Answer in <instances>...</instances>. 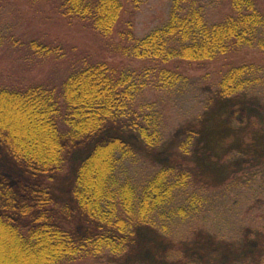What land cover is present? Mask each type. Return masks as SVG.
<instances>
[{
	"label": "trees",
	"instance_id": "16d2710c",
	"mask_svg": "<svg viewBox=\"0 0 264 264\" xmlns=\"http://www.w3.org/2000/svg\"><path fill=\"white\" fill-rule=\"evenodd\" d=\"M28 1L52 4L61 17L82 22L96 44L156 65L135 75L78 53L65 65L62 47L24 40L19 49L28 59H53L59 70L47 82L0 83V148L29 176L27 183L0 171V264H13L3 239L18 264H147L144 253L156 264H264V165L220 183L189 160L215 102L251 97L264 107V66L243 58L264 53V0H172L167 20L144 37L128 34L127 46L112 43L124 0ZM218 60V74L176 70L183 61ZM125 131L141 139L146 155ZM171 142L174 162L149 159ZM83 150L73 210L56 211L40 181ZM71 213L79 230L67 222Z\"/></svg>",
	"mask_w": 264,
	"mask_h": 264
},
{
	"label": "rangeland",
	"instance_id": "374dc122",
	"mask_svg": "<svg viewBox=\"0 0 264 264\" xmlns=\"http://www.w3.org/2000/svg\"><path fill=\"white\" fill-rule=\"evenodd\" d=\"M171 1L124 0V9L115 26L113 45L127 46L125 41L128 34L141 38L160 27L167 20ZM224 7L225 2L223 1L220 10ZM218 10L219 5H212L210 11L217 15ZM29 39L62 47L66 54L65 65L70 62L74 53H78L84 57L83 59L96 55L102 58L108 66L124 67L131 72L136 71L135 75H144L145 71L150 70L149 67L156 65L151 61L138 60L121 52H113L112 48L108 50L107 43H103L101 40L96 44L92 32L82 22L76 19L69 21L61 17L52 4L24 0L19 1L18 5L14 4L13 0H0V83L7 84L17 79L24 83L31 79L47 82L58 75L59 69L54 65L53 59L43 58L44 56L28 59L25 52L19 49L20 46L23 49L27 43L24 40ZM243 54L244 60L249 63L264 66V53L246 51ZM177 65L178 72L188 77L197 78L206 74L213 75L215 72L218 74L221 60L208 64L183 61ZM174 66L177 67L170 63L166 67L172 69ZM145 97L155 100L152 92L146 93ZM243 118H246V125H238V122L240 123ZM121 136L135 150L145 154L141 147L142 141L135 133L129 134L125 131V134ZM176 145L175 142H171L158 151L150 152L149 159L159 164L174 162L177 153ZM87 152L83 150L73 154L67 168L55 175L50 174L48 180L40 181L50 187L56 211L61 207H69L67 209L73 210L72 183L77 165L87 155ZM181 157L187 159L189 156ZM189 160L194 164L192 168H195L200 174L211 176L220 183L231 177H240L244 173L256 172L261 169L264 165V107L260 101L248 97L241 100V104H239V100L215 102L201 122L199 136L192 147ZM19 166L5 150L0 148V171L28 183L29 176L27 177L26 173L23 174V170ZM62 217L64 216L60 218ZM66 217L68 224L74 226L75 230L82 227V223L74 213ZM140 236L142 243H145L149 238L145 232ZM2 241L6 246L1 248L3 252L6 248L5 257H11L13 264H18L10 253L13 244L6 239ZM142 258L146 259L147 264H156L145 253Z\"/></svg>",
	"mask_w": 264,
	"mask_h": 264
}]
</instances>
